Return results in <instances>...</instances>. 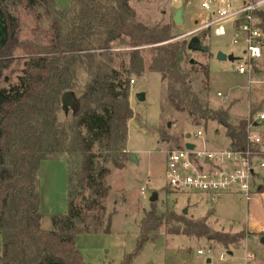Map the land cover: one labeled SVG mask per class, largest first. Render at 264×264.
Here are the masks:
<instances>
[{
  "label": "trees",
  "instance_id": "obj_1",
  "mask_svg": "<svg viewBox=\"0 0 264 264\" xmlns=\"http://www.w3.org/2000/svg\"><path fill=\"white\" fill-rule=\"evenodd\" d=\"M15 5L32 12L43 9L36 13L38 21L51 19L47 45L19 40L20 20L11 11ZM0 11L7 30L0 47V79L14 62L18 47L29 58L21 84L0 88V264H86L77 235L111 232L115 212L104 218L110 193L107 164L124 169L131 155L127 140L128 122L135 115L130 104L132 74L160 73L167 81V99L176 110L187 111L195 125L217 121L226 128L231 149L248 146V120L231 124L227 111L203 105L193 92L181 66L187 40L172 42L169 25L151 27L138 21L130 0H71L63 9L55 0H0ZM258 15L264 29V10ZM115 42L133 48L127 52L126 69L113 66ZM148 46L153 56L146 68L142 53ZM79 68L90 80L76 98L72 120L61 126L62 96L73 89ZM209 71L206 68L208 77ZM162 139H173L181 147L178 137L163 132ZM63 156L69 164L68 208L64 214L52 215V227L45 229L40 165ZM213 213L190 219L152 209L141 221L136 248L121 264H134L163 225L170 234L206 237L224 246L252 235L212 230L207 220Z\"/></svg>",
  "mask_w": 264,
  "mask_h": 264
},
{
  "label": "rangeland",
  "instance_id": "obj_2",
  "mask_svg": "<svg viewBox=\"0 0 264 264\" xmlns=\"http://www.w3.org/2000/svg\"><path fill=\"white\" fill-rule=\"evenodd\" d=\"M201 1L130 0V4L136 11L138 21L151 27L169 25L173 36L172 42L187 40L188 43L192 37L188 34L194 29L197 19L204 15ZM234 1L237 4L239 2V0ZM55 2L60 9L71 4V0H55ZM181 7L184 8V22L177 24L174 16L176 10ZM11 11L20 20V41L30 40L43 45L50 42L51 19L48 17H43L41 21L36 19V13H42L43 9L32 12L23 5H15L11 7ZM197 35L202 39L206 51L192 52L186 49L181 54L182 70L188 74L193 92L203 105L214 110L227 111L231 124L236 123L237 120L240 122L242 119L248 121L257 119L258 112L264 110V74L253 76L239 74L233 68L232 62L217 59L219 51L242 57L243 46L234 44L232 31L229 30L227 35L222 36L212 29ZM5 38L6 27L0 13V45ZM112 47L113 66L118 69L128 68L127 52L133 48L118 42L112 43ZM142 54L145 66L148 68L153 51L148 46ZM14 55V62L0 79V88H11L21 84L25 63L29 58L20 47L15 50ZM192 59L194 63L191 62ZM237 63L238 61L234 62V65ZM206 68L210 70L209 77L206 74ZM131 79L135 80L133 85L130 84L131 92L133 91L134 94L130 104L135 115L128 122L127 147L137 155L138 161L135 162L129 158L124 169H117L111 163L107 164L111 170L107 177L110 193L105 199L107 211L104 218L107 219L110 213H115L112 216L110 233L77 235L76 244L86 264H121L125 256L136 248L141 221L152 209H156L159 214L168 212L183 214L185 208L199 205V203L192 205L194 197L190 199L191 197L189 198L186 194L172 192L167 185L166 154L178 148V144L173 139L163 140V132L170 137H178L179 144L182 145L187 141L188 132L195 135L196 130L203 129L205 132L203 139L191 138V141L196 142L199 148L203 146L226 148L228 145L226 128L217 121L209 120L206 126L204 121L200 125H195L187 111L180 112L169 103L167 81L162 80L160 73L146 71L142 76L132 74ZM89 80L90 76L85 69L79 68L75 85L69 91L78 98ZM139 92L146 94L145 101L137 99L135 94ZM218 92H221L223 97L219 96ZM73 113L71 106L65 109L62 103L59 111L60 125H67L72 120ZM252 132L260 135L264 140V122L259 121ZM63 157L67 158V156ZM52 175L53 173L49 170L40 174L41 198L45 203L43 228L51 225L52 215L64 214L68 208V192L64 185L60 187V184L57 189L51 188ZM55 175L56 177L61 175L64 179L63 171L58 170ZM142 188H145L144 193ZM155 194L158 198L152 202L151 197ZM236 196L240 197L235 206L219 207L216 214L221 220H234L235 223L223 224L212 215L207 220L212 230L232 235L244 230L242 225H245L247 219V201L241 195ZM215 205L203 203L198 206L195 214L198 217L205 213L208 215L214 212ZM186 216L190 219H200L192 216L189 211ZM236 223L242 227L237 226ZM154 242L157 243L158 248L153 243H146L136 258L137 264H164L163 253H166L167 264H207V258H212V264H237L243 261V256L247 252L255 256L249 264H264V244L258 238L248 242L246 236L236 243L224 246L206 237L170 234L167 232V227L163 225L157 232ZM198 250H204L205 254H198ZM224 251H232L233 255L222 261L220 254Z\"/></svg>",
  "mask_w": 264,
  "mask_h": 264
},
{
  "label": "built area",
  "instance_id": "obj_3",
  "mask_svg": "<svg viewBox=\"0 0 264 264\" xmlns=\"http://www.w3.org/2000/svg\"><path fill=\"white\" fill-rule=\"evenodd\" d=\"M201 8L204 15L197 19L188 35L213 29L224 36L232 31L234 44L243 46L242 57L238 56L234 69L248 76L264 74V29L258 15L264 10V0H239L238 4L234 0H202ZM134 83L131 79L130 84ZM218 95L223 97L221 92ZM259 121L264 122V111H259L257 119L249 121V143L246 149L239 151L230 147L223 150H211L207 146L199 148L191 138L203 139L204 130H196L195 135L190 133L186 142L193 143L194 149L186 148L184 142L166 154L170 191L186 194L190 199L198 198L211 206L226 195H241L249 201L262 185L264 174V140L252 132ZM144 192L145 188H142ZM198 253L203 255L204 250ZM229 256V251H224L220 259L225 261ZM254 257L253 253L247 252L243 261L237 264H249Z\"/></svg>",
  "mask_w": 264,
  "mask_h": 264
},
{
  "label": "crops",
  "instance_id": "obj_4",
  "mask_svg": "<svg viewBox=\"0 0 264 264\" xmlns=\"http://www.w3.org/2000/svg\"><path fill=\"white\" fill-rule=\"evenodd\" d=\"M133 95L134 94H133V91H132L131 92V95H130V99L131 100H133ZM262 111H264V110H262ZM238 122L239 121L237 120L236 123H232V124L233 125H237ZM128 132H129V127H128ZM227 139H228V145H227L226 148H220V147L212 148L211 147L209 149H211V150H223V149L229 148L230 147V139L228 137H227ZM127 143H128V140H127ZM215 145H218V144H215ZM127 150L130 153H133V151L129 150L128 147H127ZM46 170H49L50 173L51 172L53 173V175L51 176V183H50L51 188L52 189H57L58 188V185L60 184V187H62L64 185V188H66V190L68 192L69 164H68L67 158L62 157V158H60L58 160H44V161H42L41 162V165H40V174L41 173H44ZM58 170H59V172L60 171L61 172L62 171L64 172V179H63V176H61V175H60V177H56L55 174L58 172ZM40 195H41V191H40ZM238 197H240V196H236V195H226V196H223L221 198V200L213 208L214 209V212H215L213 214V217L215 219H217V218L219 219L218 215H216L217 214V209L219 207L224 206V205H227V206L234 205L235 206L237 204ZM246 201H247V219H246V223H245V225H242L243 227L240 224H237V223L236 224H237V226L242 227L247 233H251L252 234V235L247 236V241L248 242L255 241L256 238H258L259 241H260L261 236L264 235V174H263V179H262V190L261 191H258L256 194H254L253 197L249 201L248 200H246ZM197 203H199V205L193 206V207H191L189 209L188 208H185V209H188V211L190 212V214L192 216H194V217H198L195 214V212L198 209V206H200L204 202L200 201L198 198H195L192 201V205L193 204H197ZM44 208H45V203L43 202V199L41 198L40 211H41V213L43 215V218H44ZM204 215L207 216V213L201 215L198 218H203V217H205ZM219 220H220V222H222L223 224H226V225H228L230 223H235L234 220H226V219L225 220L219 219ZM42 224H43V222H42ZM51 227H52V223H51L50 226L47 225V227H44V228L45 229H50ZM244 230H242V231H244ZM139 232H140V228H139ZM86 234H89V233H86ZM138 236H139V233L137 235V239H138ZM147 243H153L158 248L156 242L149 241ZM162 253H163V250H162ZM204 254H205V252H204ZM165 255H166V253H163L162 260H163V263L164 264H167L166 263V260H165ZM243 258H244V256H243ZM208 259L209 258H207V260ZM210 259H211V262L210 263L207 262V264H212V262H213L212 261V258H210ZM134 264H137L136 259L134 260Z\"/></svg>",
  "mask_w": 264,
  "mask_h": 264
},
{
  "label": "water",
  "instance_id": "obj_5",
  "mask_svg": "<svg viewBox=\"0 0 264 264\" xmlns=\"http://www.w3.org/2000/svg\"><path fill=\"white\" fill-rule=\"evenodd\" d=\"M0 13L2 15V20H3L4 26L6 27L4 15H3V13L1 11H0ZM174 19H175V22L177 24H182L184 22V8L183 7L178 8L176 10ZM6 37H7V30H6ZM5 41H6V38H5ZM4 42H3V44H4ZM2 45H0V47ZM187 49L189 51H192V52H205L206 51V47L204 46V44L202 42V39L198 35H193L190 38V40L188 42V45H187ZM238 58L239 57L235 56L234 53H229L228 54V53H224L222 51L217 52V59L221 60V61H227L228 60V61L232 62L233 63V68H234V62L237 61ZM191 62L194 63V59H192ZM136 96H137V99L139 101H145L146 100V94L144 92H139V93L136 94ZM62 103H63V106H64L65 109H68L69 106L74 108L75 103H76V97L70 91H67L62 96ZM169 126H170V124H169ZM190 136H191V134H190V132H188L186 134V138H190ZM185 146L188 149H194L195 148V145L193 143H191V142H186ZM130 158H131V160H133L135 162L138 161L137 160V155L135 153H132L130 155ZM157 198H158V196H157V194H155L153 197H151V201L155 202L157 200ZM187 213H188V209H184L183 210V214L186 215ZM260 242L262 244H264V235L261 236ZM229 254L233 255V252L229 251ZM207 262L210 263L211 259L209 258L207 260Z\"/></svg>",
  "mask_w": 264,
  "mask_h": 264
}]
</instances>
